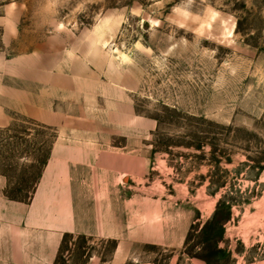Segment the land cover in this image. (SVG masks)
I'll return each mask as SVG.
<instances>
[{
	"label": "rangeland",
	"instance_id": "1",
	"mask_svg": "<svg viewBox=\"0 0 264 264\" xmlns=\"http://www.w3.org/2000/svg\"><path fill=\"white\" fill-rule=\"evenodd\" d=\"M4 14L19 30L8 57L83 61L113 81L119 110L155 124L113 130V146L132 139L147 165L113 182L114 199L134 202L113 203V219L127 208L138 221L142 199H159L157 233L174 241L137 245L140 264H264V0H0ZM9 106L1 192L28 198L57 133ZM125 230L68 235L55 264H109Z\"/></svg>",
	"mask_w": 264,
	"mask_h": 264
},
{
	"label": "crops",
	"instance_id": "2",
	"mask_svg": "<svg viewBox=\"0 0 264 264\" xmlns=\"http://www.w3.org/2000/svg\"><path fill=\"white\" fill-rule=\"evenodd\" d=\"M7 22L4 14L0 20V127L8 124L9 104H13L27 118L55 129L57 137L29 202L8 199L1 192L0 178V264H55L66 236L113 240L117 237L113 225L121 223L125 234L109 264H140L139 244L172 247L173 239L156 230L165 214L159 199H142L141 218L135 221L127 209L133 197L118 201L113 196V182L139 177L147 168L135 156L132 139L126 138L124 146H113V135L118 134L113 130L127 137L135 126L151 131L155 124L135 116L133 107L119 110L113 81L83 61L63 55L55 62L51 51L8 57L5 51L19 30ZM115 202L127 207L124 223L113 219V215H124L121 207L113 213ZM87 264L103 263L93 255Z\"/></svg>",
	"mask_w": 264,
	"mask_h": 264
},
{
	"label": "trees",
	"instance_id": "3",
	"mask_svg": "<svg viewBox=\"0 0 264 264\" xmlns=\"http://www.w3.org/2000/svg\"><path fill=\"white\" fill-rule=\"evenodd\" d=\"M52 145H53V144H52ZM51 148H52V147H51ZM50 154H51V149H50V151L48 152L45 161L43 162L44 167L46 166V164H47V162H48V160H49V158H50ZM4 176L6 177V175H4ZM40 178H41V175H40V177H39V179H38V182H39ZM38 182H37V184H38ZM37 184H36V186H37ZM36 186H35V189H36ZM35 189H34V191H35ZM34 191H33L32 195L29 196L28 198H18V197L10 196V195H8V194H5V196H6L8 199L12 200V201H18V202H29V201L31 200L33 194H34ZM66 237H67V236H66ZM66 237H65V238H66Z\"/></svg>",
	"mask_w": 264,
	"mask_h": 264
}]
</instances>
